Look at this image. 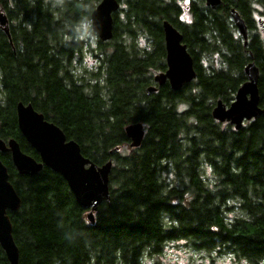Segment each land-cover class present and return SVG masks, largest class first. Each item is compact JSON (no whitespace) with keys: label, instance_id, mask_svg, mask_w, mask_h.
I'll return each mask as SVG.
<instances>
[{"label":"trees","instance_id":"1","mask_svg":"<svg viewBox=\"0 0 264 264\" xmlns=\"http://www.w3.org/2000/svg\"><path fill=\"white\" fill-rule=\"evenodd\" d=\"M99 1L60 0L54 7L53 0H0L8 21V35L0 27V138L40 160L17 127L22 102L92 163L112 162L110 199L90 225L59 174L44 167L19 175L10 153L0 152L21 199L20 209L8 212L18 264H141L178 241L210 256L264 264V112L238 130L211 115L217 100H234L249 62L259 70L264 110L262 46H244L228 21L229 5L244 12V2L221 0L212 10L198 0L186 25L178 21L177 0H118L113 37L94 50L96 68L76 73V26ZM165 20L182 34L197 73L179 91L153 81L166 70ZM212 56L218 68L199 63ZM149 86L156 90L147 95ZM138 122L145 128L141 145L119 151L129 145L124 128ZM0 264H9L1 248Z\"/></svg>","mask_w":264,"mask_h":264},{"label":"water","instance_id":"2","mask_svg":"<svg viewBox=\"0 0 264 264\" xmlns=\"http://www.w3.org/2000/svg\"><path fill=\"white\" fill-rule=\"evenodd\" d=\"M221 0H205L206 6L214 9ZM118 0H100L90 13L91 30L100 42L113 37V15L120 9ZM231 17L238 33L247 44V30L237 12L231 10ZM0 27L8 35V21L0 11ZM165 47L166 70L153 75V81L161 86L167 82L173 91L195 80L197 73L193 59L182 43V35L168 21L162 22ZM247 80L237 89L234 100L227 106L217 100L212 108V118L219 123H228L235 130L244 122L255 120L264 110L260 106L259 70L253 62L244 66ZM154 86L146 88L149 95ZM17 127L26 142L37 152L39 161L22 152L14 139L6 142L0 138V152L10 153L11 161L19 175H37L44 167L59 174L67 183L77 205L86 209L85 218L90 225L95 223V213L99 205L108 202L109 173L112 162L97 166L80 152L74 140H68L63 131L47 121L31 104L18 102L15 106ZM129 139V148L141 145L145 135L144 125L131 123L124 128ZM21 207V199L9 181L5 165L0 160V248L9 264H18L19 250L12 235V223L8 212H16Z\"/></svg>","mask_w":264,"mask_h":264},{"label":"rangeland","instance_id":"3","mask_svg":"<svg viewBox=\"0 0 264 264\" xmlns=\"http://www.w3.org/2000/svg\"><path fill=\"white\" fill-rule=\"evenodd\" d=\"M53 6L57 7L60 0H53ZM96 6V4L94 5ZM76 37L82 42L81 50L78 53L73 54L72 63L76 73L82 72L85 68L88 71L96 68L99 58L94 55V50L97 47L98 39L94 32L91 30L90 19L81 22L76 26ZM237 35L234 32V36ZM141 44L143 42L141 41ZM93 51V52H92ZM199 63L204 67H210L212 65L218 68L220 63L217 56L212 58L200 57ZM157 73H154L155 75ZM226 123H224L225 125ZM129 146L120 147L119 151L124 152ZM234 212H228L226 215L228 218L233 216ZM212 256V258H211ZM207 254L202 251H195L185 241L170 242L163 248L162 254L156 257L144 258L141 264H250L246 261H233L228 255Z\"/></svg>","mask_w":264,"mask_h":264},{"label":"flooded vegetation","instance_id":"4","mask_svg":"<svg viewBox=\"0 0 264 264\" xmlns=\"http://www.w3.org/2000/svg\"><path fill=\"white\" fill-rule=\"evenodd\" d=\"M242 1L244 2V6H245L244 12L240 11L239 8H234L231 5H229L228 21L232 23L231 26L235 27L234 21L232 20V17H231V10L236 11L238 16L241 18V20L244 22L246 26L247 44L256 40V43L259 42L261 44L263 52H264V0H249L248 4H246L244 0ZM197 2L198 0H177V5L181 8V13L178 15V21L180 23H183L186 25L192 24V20H193L192 9L196 5ZM203 2H204L205 7H208L205 4V0H203ZM234 32L237 33L235 37L239 36L240 41L244 45V39L240 36L236 27H235ZM186 50H187V47H186ZM193 65H194V60H193Z\"/></svg>","mask_w":264,"mask_h":264}]
</instances>
